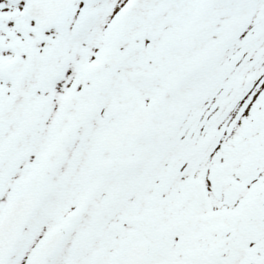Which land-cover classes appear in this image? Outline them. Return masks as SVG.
<instances>
[{
	"label": "snow or ice",
	"instance_id": "6c2138e0",
	"mask_svg": "<svg viewBox=\"0 0 264 264\" xmlns=\"http://www.w3.org/2000/svg\"><path fill=\"white\" fill-rule=\"evenodd\" d=\"M0 264H264V0H0Z\"/></svg>",
	"mask_w": 264,
	"mask_h": 264
}]
</instances>
